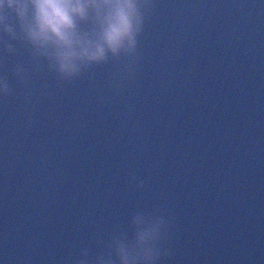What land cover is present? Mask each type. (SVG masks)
<instances>
[{
    "label": "water",
    "instance_id": "water-1",
    "mask_svg": "<svg viewBox=\"0 0 264 264\" xmlns=\"http://www.w3.org/2000/svg\"><path fill=\"white\" fill-rule=\"evenodd\" d=\"M140 52L116 93L111 64L24 88L0 51V264H67L137 210L171 221L163 264H264V0H154Z\"/></svg>",
    "mask_w": 264,
    "mask_h": 264
},
{
    "label": "clouds",
    "instance_id": "clouds-1",
    "mask_svg": "<svg viewBox=\"0 0 264 264\" xmlns=\"http://www.w3.org/2000/svg\"><path fill=\"white\" fill-rule=\"evenodd\" d=\"M153 7L154 0H0V51L12 57L24 50L26 59L11 69L24 88L31 73L46 71L60 86L111 64L116 71L108 83L119 93L138 70L140 37ZM12 94L8 77L0 76V98ZM171 227L162 213L134 211L128 230L115 228L95 250L81 247L67 264H163L172 254Z\"/></svg>",
    "mask_w": 264,
    "mask_h": 264
}]
</instances>
